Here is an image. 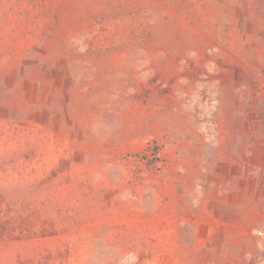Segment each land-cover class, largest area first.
<instances>
[{"label":"rangeland","instance_id":"obj_1","mask_svg":"<svg viewBox=\"0 0 264 264\" xmlns=\"http://www.w3.org/2000/svg\"><path fill=\"white\" fill-rule=\"evenodd\" d=\"M0 264H264V0H0Z\"/></svg>","mask_w":264,"mask_h":264}]
</instances>
